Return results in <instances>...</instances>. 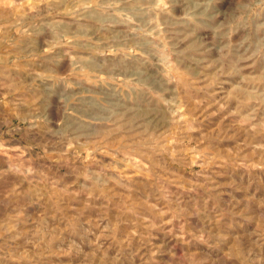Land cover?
<instances>
[{
    "label": "rangeland",
    "instance_id": "1",
    "mask_svg": "<svg viewBox=\"0 0 264 264\" xmlns=\"http://www.w3.org/2000/svg\"><path fill=\"white\" fill-rule=\"evenodd\" d=\"M0 264H264V0H0Z\"/></svg>",
    "mask_w": 264,
    "mask_h": 264
}]
</instances>
